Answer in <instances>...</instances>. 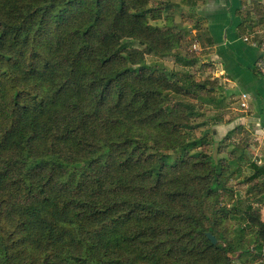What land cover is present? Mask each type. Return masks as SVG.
<instances>
[{"label":"trees","instance_id":"16d2710c","mask_svg":"<svg viewBox=\"0 0 264 264\" xmlns=\"http://www.w3.org/2000/svg\"><path fill=\"white\" fill-rule=\"evenodd\" d=\"M197 1L0 0V264H264V164L197 134Z\"/></svg>","mask_w":264,"mask_h":264},{"label":"crops","instance_id":"0c3cea01","mask_svg":"<svg viewBox=\"0 0 264 264\" xmlns=\"http://www.w3.org/2000/svg\"><path fill=\"white\" fill-rule=\"evenodd\" d=\"M195 15L201 18L199 26H188L205 28L198 47L207 50L203 55L211 59L226 89L247 103L242 122L252 128L254 154L264 164V77L255 67L264 54L256 45L264 36V0H198ZM242 93L247 97L241 98Z\"/></svg>","mask_w":264,"mask_h":264},{"label":"rangeland","instance_id":"374dc122","mask_svg":"<svg viewBox=\"0 0 264 264\" xmlns=\"http://www.w3.org/2000/svg\"><path fill=\"white\" fill-rule=\"evenodd\" d=\"M178 10L175 14V21L179 23V15ZM193 32L186 37V41L188 42L186 47H182L177 50L181 56L187 53H194L192 55L186 54L187 59L198 58L199 62L204 63V68H199V62L191 65L189 68L196 77L200 80H207L208 86H216L217 88H213V92H209L208 96H212L213 98H218L222 94L225 96L220 101H214L211 104H206L202 102L203 105V114L197 119V121L204 122L197 134H200L202 129L204 131H213L214 136L211 138V142L207 145L209 151H213L216 155L219 156H228L229 151H231L234 147L243 146L245 141L250 143V151H252V155L255 156L256 146L254 145L255 137L252 128L248 127L244 122H242V116L246 115V110L240 106L239 98L235 93H232V90H227L226 82L221 78L215 75L216 69L213 64L211 68L208 69V63L212 62L206 55H203L206 52V49H200L199 43L200 41L192 40ZM196 41V42H195ZM124 44L127 46H139L137 41L127 39L124 41ZM192 57V58H191ZM146 63L155 66V67H163L166 70L170 69H184L183 66L176 61L175 57L172 56H161L157 54H151L146 56ZM186 69V68H185ZM211 75H210V74ZM210 76L217 77L212 80L208 77ZM203 92V91H202ZM198 102L196 99L194 100ZM198 104H200L198 102ZM210 138V137H209ZM252 156V157H253ZM228 157H233V155H229ZM244 173L248 172L247 167L244 166ZM232 185L235 189L244 188L243 183L238 182L237 179H233L231 181ZM229 223V227L232 228L235 226L231 221H227Z\"/></svg>","mask_w":264,"mask_h":264},{"label":"built area","instance_id":"2783aa9c","mask_svg":"<svg viewBox=\"0 0 264 264\" xmlns=\"http://www.w3.org/2000/svg\"><path fill=\"white\" fill-rule=\"evenodd\" d=\"M244 39L246 40L247 37H245ZM256 45H258L264 49V36L262 37V39L259 43H256ZM255 67L259 71V73L264 77V54L257 60ZM246 97H247V95L245 93L241 94V98L244 99ZM240 106L245 108L247 106V103L245 101H241Z\"/></svg>","mask_w":264,"mask_h":264},{"label":"water","instance_id":"95a60500","mask_svg":"<svg viewBox=\"0 0 264 264\" xmlns=\"http://www.w3.org/2000/svg\"><path fill=\"white\" fill-rule=\"evenodd\" d=\"M208 239L212 242V243H215L216 242V238L214 235H212L210 232H207L206 233Z\"/></svg>","mask_w":264,"mask_h":264}]
</instances>
